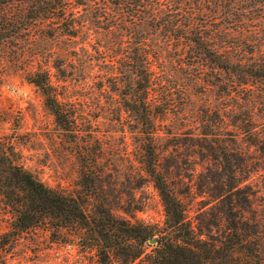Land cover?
Instances as JSON below:
<instances>
[{"label":"rangeland","instance_id":"374dc122","mask_svg":"<svg viewBox=\"0 0 264 264\" xmlns=\"http://www.w3.org/2000/svg\"><path fill=\"white\" fill-rule=\"evenodd\" d=\"M157 1L140 8L142 12L134 17L132 8L113 0H84L85 5L75 8L66 20L31 22L16 37L4 35L6 8H0V141L13 144L22 164L46 185L68 192L79 190L78 156L82 143L89 141L92 150H102L103 162L114 175L109 182L115 181L118 192L126 200L135 195L144 202L134 219L162 226L164 207L153 182L143 173V136L128 111L134 97L123 78L141 65L146 53L155 83L150 99L166 112L159 123V145L166 161L177 164L175 171L182 177L178 181L184 190L201 181L189 176L193 170L202 172L207 164L199 155L200 144L206 142L199 137L208 133L206 140L215 148L241 155L232 157L239 171L244 163L251 166L253 173L244 184L251 186L255 204L264 214V158L254 145L256 138L264 139V78L250 77L248 85L236 86L231 74L210 61L197 60L199 51L180 37L188 26L204 36L230 26L229 15L236 10L233 3L228 8H188L193 0ZM249 10L253 8H241V23L248 30L264 25V11L254 8L249 14ZM21 11L26 13L25 8H11V14ZM155 14L157 20H152ZM70 24L77 28L73 37L63 33ZM243 35L250 38L251 33L243 31ZM254 59L247 68L256 61L262 63ZM36 71L48 72L82 115L77 142L60 130L42 92L30 82L29 76ZM248 124L258 136L246 132ZM246 175L242 170L241 176ZM186 203L195 225L199 214L216 202L208 204L207 197L193 195ZM117 213L130 218L122 210ZM10 223L0 198V264L91 263L78 246L53 242L43 230L24 234L4 257L7 247L1 235Z\"/></svg>","mask_w":264,"mask_h":264},{"label":"trees","instance_id":"16d2710c","mask_svg":"<svg viewBox=\"0 0 264 264\" xmlns=\"http://www.w3.org/2000/svg\"><path fill=\"white\" fill-rule=\"evenodd\" d=\"M155 1L113 0L116 5L132 8L134 17L146 4L159 3ZM231 3L236 10L229 15L230 26L211 30L209 36L188 26L180 37H186L187 46L199 51L197 60L210 61L215 68L231 74L236 86H244L250 77L264 78V25L248 30L241 23L244 12L240 10L253 8L249 14L254 8L264 11V0H193L188 8L208 5L228 8ZM83 5L84 0H0V8H6L4 35L16 37L27 31L31 22L64 21ZM11 8H25L26 13L11 14ZM156 14L151 16L152 20H157ZM76 30V25L70 24L63 33L73 37ZM243 31H250V38H245ZM255 57L262 63L256 61L247 68V62ZM115 75L120 77V73ZM125 77L134 97L128 111L143 136V173L151 179L161 198L165 211L163 225L134 219L144 202L136 200L135 195L126 200L118 192L115 181L109 182L114 175L103 162L102 150H92L89 141L82 143L78 156L79 190L68 192L41 181L22 164L16 147L4 140L0 141V198L11 216L8 230L1 235L7 247L4 257L11 254L24 234L43 230L53 242L78 246L90 257V264H264V214L255 204V192L244 184L253 173L251 166L244 163L239 171L241 167L233 158L241 155H235L232 149L215 148L206 140L209 134L204 133L199 139L206 143L200 144L199 155L207 164L202 172L193 170L189 176L190 180L198 176L202 184L200 181L198 186L184 190L182 181H178L182 177L175 171L177 164L166 161L159 145L162 138L159 123L166 112L150 99L155 83L146 53L141 65L131 73L126 72ZM29 80L42 92L60 130L77 142L81 138L82 115L75 105L53 84L48 72L36 71ZM251 125L248 124L246 132L258 136ZM254 141L264 158V139ZM242 170L247 174L245 177L241 176ZM193 195L207 197L208 204L216 202L199 214L195 225L189 219L186 203ZM119 210L130 218L119 215Z\"/></svg>","mask_w":264,"mask_h":264},{"label":"water","instance_id":"95a60500","mask_svg":"<svg viewBox=\"0 0 264 264\" xmlns=\"http://www.w3.org/2000/svg\"><path fill=\"white\" fill-rule=\"evenodd\" d=\"M151 242H155V241L153 240V241H151Z\"/></svg>","mask_w":264,"mask_h":264}]
</instances>
